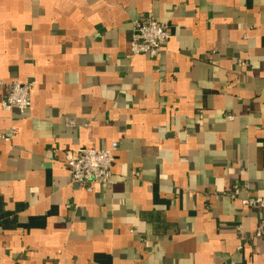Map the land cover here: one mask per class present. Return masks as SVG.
Masks as SVG:
<instances>
[{
  "label": "crops",
  "instance_id": "obj_1",
  "mask_svg": "<svg viewBox=\"0 0 264 264\" xmlns=\"http://www.w3.org/2000/svg\"><path fill=\"white\" fill-rule=\"evenodd\" d=\"M148 14L170 39L129 58ZM0 81L35 84L0 89V264H264L230 199L264 196V0H0ZM112 143V183H71Z\"/></svg>",
  "mask_w": 264,
  "mask_h": 264
},
{
  "label": "built area",
  "instance_id": "obj_2",
  "mask_svg": "<svg viewBox=\"0 0 264 264\" xmlns=\"http://www.w3.org/2000/svg\"><path fill=\"white\" fill-rule=\"evenodd\" d=\"M170 39L168 26L159 22L148 14L144 18L133 22V35L129 43V58L145 55L150 58L157 57ZM35 84L0 81V89L3 91L1 107L5 111L16 109L20 114L25 113L31 106V94ZM233 120L232 116L227 117ZM66 127H74L72 119H64ZM16 133L12 131V135ZM0 140L8 142L10 139L0 135ZM117 144L112 143L102 150L77 148L63 153L62 163L68 169L71 183L78 185L86 192H92L93 186L112 183L111 166ZM248 187H236L230 195V199L238 200L246 209L257 210L262 214L259 219L254 238L258 239L264 234V196L239 198L241 191ZM241 247H237L240 249Z\"/></svg>",
  "mask_w": 264,
  "mask_h": 264
}]
</instances>
